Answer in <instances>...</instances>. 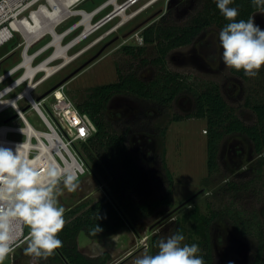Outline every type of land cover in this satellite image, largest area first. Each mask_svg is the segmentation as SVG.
Segmentation results:
<instances>
[{"label": "rangeland", "instance_id": "374dc122", "mask_svg": "<svg viewBox=\"0 0 264 264\" xmlns=\"http://www.w3.org/2000/svg\"><path fill=\"white\" fill-rule=\"evenodd\" d=\"M103 1L105 0L81 1L73 7V12L81 9L90 12ZM111 10L112 7H108L95 15L92 23ZM169 11H172L174 20L179 24L190 23L192 19L199 17L200 13V10L195 9V0H158L111 31L119 20L118 17L114 18L70 48L68 55L74 58L40 84L32 94L33 98L54 87L98 52L99 55L93 61L63 86L65 96L75 106L87 98L90 88L116 82L119 74L135 73L145 80L150 78L152 68L143 66L142 59L149 61L154 58L155 50L152 45H145L143 41L139 44L137 37H141L143 29L152 23H158L160 17ZM251 18L264 29V10L255 12ZM79 20V16L70 17L61 25H57L55 31L60 33L66 25L71 26ZM81 31L82 27H79L71 32L66 37V40L70 39L67 43ZM219 32L217 25L212 23L192 44L170 51L165 67L180 75L181 79L196 91L208 83L217 84L225 102L240 120L248 125L253 124L255 119L250 106L254 102H264V67L258 75L247 76L246 79L226 67L222 60L223 49L220 46ZM134 34H137V37L133 36ZM45 37L34 43L29 51L33 52L44 46L46 41H51L50 35L46 34ZM66 40L62 42L63 45ZM19 42L20 38L15 36L0 47V74L20 61L21 48H17ZM126 46L145 47L144 54L135 59L123 52ZM53 51L52 47L48 48L34 60V64ZM62 62V59H56L52 66L56 67ZM20 73L21 71H18L13 77ZM41 75L38 74L36 80ZM6 83L8 81L0 85V88ZM55 94L59 97L61 93L57 89ZM190 104L191 98L187 94L179 96L166 109L156 108L148 102L130 96L117 95L110 100L106 111L108 120L117 132L125 127L130 128L128 146L139 159L147 177L156 184H161L164 180L161 158L164 161L173 180L172 210L177 209L168 216L166 215L169 212H161L155 220L135 225L126 224L114 236L105 239L93 240L80 233L77 237L80 252L92 257L108 252L111 258L108 264H134L137 257L145 253L150 254L149 239L155 233L161 232L167 239L172 230L168 226L169 221L187 216L183 218L185 239L182 244H197L200 248L199 255L201 238L195 232L196 222L190 218L192 213L207 216L211 210L231 208L240 211L245 218L250 219L253 216L264 221V165H258V160L264 159V151L256 156L245 138L237 135L226 136L219 145L218 171L208 174L205 119L190 118L178 122L172 120L174 116H184ZM26 118L33 126L43 129L33 112L26 113ZM1 120L0 118V124ZM81 144L75 143L74 147L85 160L86 155ZM232 180L241 185L249 183L248 189L227 192V182ZM77 183L79 187L75 192L63 189L62 195L58 197L59 205L65 208V212L82 203H93L103 197L107 190L105 180L91 169L78 178ZM162 218L163 220H160ZM24 231H29L27 226ZM209 235L211 264H249L255 248L251 236L238 235L224 219L211 224ZM26 247L27 241L15 245L14 251L6 257L4 264H37L36 259L25 255Z\"/></svg>", "mask_w": 264, "mask_h": 264}, {"label": "trees", "instance_id": "16d2710c", "mask_svg": "<svg viewBox=\"0 0 264 264\" xmlns=\"http://www.w3.org/2000/svg\"><path fill=\"white\" fill-rule=\"evenodd\" d=\"M229 7L237 8L239 16L236 19L245 21L255 12L264 10L255 6L252 0H233ZM195 9L200 10L199 17L192 19L190 23H177L172 11H169L160 17L158 23H152L142 30L143 43L152 45L155 50L154 58L149 61L142 59L143 66L152 68L150 78L145 80L135 73L119 74L116 82L90 88L87 98L76 105L77 110L85 114L95 127L94 134L81 144L86 155L85 162L89 169L105 180L107 190L103 197L93 203H82L65 212L66 224L59 233L62 247L46 259H36L37 264H108L111 260L108 252L92 257L79 251L77 237L80 233L93 240L105 239L114 236L126 224L135 225L153 220L157 214L170 213L173 208L172 175L162 158L164 180L161 184H156L147 177L139 159L128 146L130 128L125 127L117 132L108 120L106 111L114 96H130L156 108L166 109L179 96L189 95L191 104L188 111L184 116H174L172 120L205 119L208 174L218 171L219 145L226 136L243 137L254 155L263 153L264 102H254L250 106L255 120L253 124H245L227 105L217 84L208 83L196 91L180 75L165 67L170 51L192 44L212 23L220 31L229 23L217 8L216 0H195ZM144 51L145 47L123 48L125 54L135 59L143 55ZM233 71L244 79L247 78L242 70ZM258 165L262 167L264 159H259ZM226 186L227 192L232 193L246 191L249 183L241 185L232 180ZM98 214L100 219L97 218ZM183 218L187 216L169 221L168 226L172 229L170 236L177 232L184 236ZM190 218L196 222L194 229L201 238L199 255L203 257L205 264H211L212 261L209 228L213 222L221 219L227 220L238 235L251 236L254 240L255 248L249 264H264V221L253 216L245 218L240 211L231 208L211 210L207 216L197 215L195 212ZM96 225L103 231L93 234L92 229ZM161 239H165L161 232L149 239L150 254L158 252L157 244Z\"/></svg>", "mask_w": 264, "mask_h": 264}, {"label": "clouds", "instance_id": "9594fccd", "mask_svg": "<svg viewBox=\"0 0 264 264\" xmlns=\"http://www.w3.org/2000/svg\"><path fill=\"white\" fill-rule=\"evenodd\" d=\"M232 3L233 0H216L217 8L229 21L219 32L222 60L226 67L255 77L264 67V29L254 18L237 20L239 11L229 7ZM252 3L264 8V0ZM21 147L18 145L15 153L0 147V264L14 251L21 230L18 225L29 229L25 255L46 259L62 247L59 233L66 224L65 208L59 205L58 197L63 189L75 192L79 187L74 172L51 163L41 171L33 160L21 154ZM102 231L99 225L92 229L93 234ZM184 239L179 232L161 239L156 254L145 253L134 264H205L198 255L199 246L182 244Z\"/></svg>", "mask_w": 264, "mask_h": 264}, {"label": "built area", "instance_id": "2783aa9c", "mask_svg": "<svg viewBox=\"0 0 264 264\" xmlns=\"http://www.w3.org/2000/svg\"><path fill=\"white\" fill-rule=\"evenodd\" d=\"M81 1L84 0H78L75 4L78 5ZM109 1L105 0L93 9L102 8L100 11L102 12L104 9L112 7V10L103 15L94 25L105 19L106 21L102 24L104 25L116 17L119 18L116 23L118 25L123 18L122 16H115L117 10L128 18L125 21L127 22L158 0H114L112 3H109ZM41 6L48 9L47 0L43 2L41 0H0V47L18 36L20 42L17 48H21L20 61L0 74V85L8 81L0 88V118L2 119L0 124V147L10 149L15 153L17 146L22 145L21 154L33 160L41 171L45 170L48 164L51 163L59 168L74 172L80 178L89 171V167L74 145L75 143H83L91 137L95 132L94 125L65 96L63 92L64 85L55 89L60 91L59 97H56L54 90L50 93L46 91L44 94L33 98L32 94L36 92L38 86L51 78L54 73H51L41 82L39 81L46 76L45 71L34 72L30 77H25L27 66L36 68L41 64H45L53 67L52 63L48 62L51 54L34 64V60L47 50L43 51L44 47L50 42L30 52V47L40 39L31 43L30 37L20 30L21 23L30 24L33 13H37ZM82 11L86 12L85 10ZM112 12H114V15L110 16ZM77 23L78 21L67 29ZM79 27L81 26H77L71 32ZM66 30L59 34H63ZM69 34L63 36L61 42ZM81 34L82 31L73 37L72 41L80 38ZM133 36L137 37V34ZM137 40L139 44H142V37H137ZM18 71H21V73L13 77ZM38 74L42 75L36 80ZM19 88L21 89L16 91ZM12 93H14L12 96L6 97ZM19 103H21V106H19ZM28 112L35 114L43 129L33 126L27 120L26 113ZM81 129L84 130V135H81ZM17 227L21 230L18 232L19 239L16 245L26 241L29 232L25 233V226L18 225Z\"/></svg>", "mask_w": 264, "mask_h": 264}, {"label": "bare ground", "instance_id": "6f19581e", "mask_svg": "<svg viewBox=\"0 0 264 264\" xmlns=\"http://www.w3.org/2000/svg\"><path fill=\"white\" fill-rule=\"evenodd\" d=\"M76 1L78 0H47V4L49 6L48 9L46 7L41 6L37 13H33V18H31L32 22H30V24L26 22L21 23L20 30L25 35L30 37L31 43L38 41L42 36L46 34L51 36L50 43L43 49V51L50 47L54 49L53 53L49 57L48 62L52 63L56 59L63 60V62L56 67H49L45 64H41L36 68H34L33 66L32 68L27 66V72L25 77H30L34 72L45 71L46 76H44V78L39 81L41 82L43 81V79L47 78L51 73H55L56 71L60 70L74 58L68 55V51L70 50V48L77 44L80 39L86 38L88 35H90L93 31L96 30L95 25L92 23V19L96 14L101 11L102 8L95 9L90 12H84L82 10H77L73 12V7L77 6L75 4ZM113 1L114 0H110L109 3H112ZM118 11L119 10H117V12L115 11V16H122L123 19L111 31L118 28L128 19L125 15ZM73 16L80 17V20L77 24L67 29L63 34H59L55 31L57 25H61L63 22ZM77 26L82 27V36L76 40L69 42L68 44L63 45L61 42V38L71 33V31Z\"/></svg>", "mask_w": 264, "mask_h": 264}, {"label": "water", "instance_id": "95a60500", "mask_svg": "<svg viewBox=\"0 0 264 264\" xmlns=\"http://www.w3.org/2000/svg\"><path fill=\"white\" fill-rule=\"evenodd\" d=\"M114 15V12L111 13L110 16ZM106 20L103 19V20H100L99 22H97L95 24V28H97L98 26L102 25ZM45 48V47H44ZM100 52H98L95 56H93L90 60L86 61L83 65H81L80 67H78L75 71H73L71 74H69L68 76H66L64 79H62L59 83H57L54 87H52L51 89H49L47 91V93H50L52 91H54L56 88H58L59 86L61 85H64L66 82H68L71 78H73L79 71H81V69H83L85 66H87L91 61H93L98 55H99ZM191 199V198H190ZM189 199V200H190ZM187 200V201H189ZM186 201V202H187ZM185 203V202H184ZM183 203V204H184ZM182 204V205H183ZM181 206V205H180ZM177 208L173 209L172 211H170V213H168L166 216H168L169 214H171L172 212H174ZM165 218V216H164Z\"/></svg>", "mask_w": 264, "mask_h": 264}, {"label": "flooded vegetation", "instance_id": "af4514ba", "mask_svg": "<svg viewBox=\"0 0 264 264\" xmlns=\"http://www.w3.org/2000/svg\"><path fill=\"white\" fill-rule=\"evenodd\" d=\"M74 23H75V22H74ZM69 25H70V24H69ZM69 25H66V26L61 30V32H63L64 30H66V29L69 27ZM61 32H60V33H61ZM66 37H67V36H66ZM66 37L64 38V40H66ZM43 38H44V37H43ZM43 38H42L41 40H43ZM45 38H46V37H45ZM64 40H63V41H64ZM68 40H70V39H67L65 42L67 43ZM39 41H40V40H39ZM46 42H48V41H46ZM231 228H232V227H231ZM232 229H233V228H232Z\"/></svg>", "mask_w": 264, "mask_h": 264}, {"label": "snow or ice", "instance_id": "6c2138e0", "mask_svg": "<svg viewBox=\"0 0 264 264\" xmlns=\"http://www.w3.org/2000/svg\"><path fill=\"white\" fill-rule=\"evenodd\" d=\"M85 133H84V130L83 129H81V135H84Z\"/></svg>", "mask_w": 264, "mask_h": 264}, {"label": "crops", "instance_id": "0c3cea01", "mask_svg": "<svg viewBox=\"0 0 264 264\" xmlns=\"http://www.w3.org/2000/svg\"><path fill=\"white\" fill-rule=\"evenodd\" d=\"M46 35H44V36H42L41 38H40V40L43 38V37H45Z\"/></svg>", "mask_w": 264, "mask_h": 264}]
</instances>
